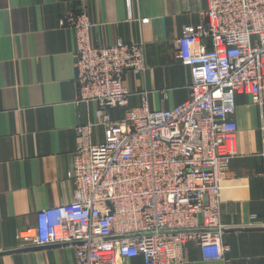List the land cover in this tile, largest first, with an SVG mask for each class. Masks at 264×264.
Wrapping results in <instances>:
<instances>
[{"label":"built area","instance_id":"1","mask_svg":"<svg viewBox=\"0 0 264 264\" xmlns=\"http://www.w3.org/2000/svg\"><path fill=\"white\" fill-rule=\"evenodd\" d=\"M59 27L73 39L77 103L94 104L96 121L75 127L73 201L39 212L16 238L25 246H73L74 264H179L190 242L205 262L221 261L229 251L220 191L237 154L235 97L264 106V0H206L199 26L184 28L174 44L190 74L188 97L151 111L142 95L121 121L110 111L128 105L125 76L145 70L143 44H92L85 1L64 12ZM98 126L102 142L92 140Z\"/></svg>","mask_w":264,"mask_h":264},{"label":"crops","instance_id":"2","mask_svg":"<svg viewBox=\"0 0 264 264\" xmlns=\"http://www.w3.org/2000/svg\"><path fill=\"white\" fill-rule=\"evenodd\" d=\"M81 1L94 24L92 44H143L146 68L126 74L132 96L126 108L110 111L112 121L137 109L142 95L151 111L188 97L190 74L174 58V44L184 28L199 26L206 0H0V264L75 261L73 246H25L16 234L34 226L39 212L73 201L68 176L75 127L96 121L94 104L77 103L73 39L59 27L61 15ZM205 46L210 49L208 41ZM235 104L237 154L220 191L222 242L229 251L221 261L205 262L190 242L179 264H264V106L248 95H237ZM102 138L103 129L95 127L92 140Z\"/></svg>","mask_w":264,"mask_h":264}]
</instances>
